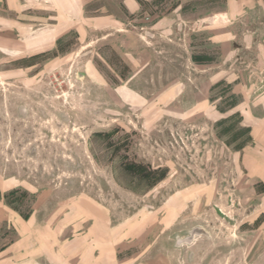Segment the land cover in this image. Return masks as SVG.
Listing matches in <instances>:
<instances>
[{"label":"rangeland","instance_id":"1","mask_svg":"<svg viewBox=\"0 0 264 264\" xmlns=\"http://www.w3.org/2000/svg\"><path fill=\"white\" fill-rule=\"evenodd\" d=\"M142 8L51 42L0 0V197L60 264H264V0Z\"/></svg>","mask_w":264,"mask_h":264},{"label":"crops","instance_id":"2","mask_svg":"<svg viewBox=\"0 0 264 264\" xmlns=\"http://www.w3.org/2000/svg\"><path fill=\"white\" fill-rule=\"evenodd\" d=\"M7 12L22 16L35 7L53 18L52 41L63 35L93 31L119 30L125 16L142 12L143 4L156 0H4ZM13 225L18 238L0 250V264H60L58 251L44 249L42 236L36 233V224L31 219L12 216L4 199L0 197V226Z\"/></svg>","mask_w":264,"mask_h":264},{"label":"trees","instance_id":"3","mask_svg":"<svg viewBox=\"0 0 264 264\" xmlns=\"http://www.w3.org/2000/svg\"><path fill=\"white\" fill-rule=\"evenodd\" d=\"M4 247H5V245H4V246H2L0 250H2Z\"/></svg>","mask_w":264,"mask_h":264}]
</instances>
